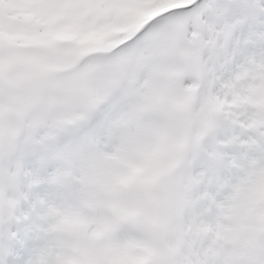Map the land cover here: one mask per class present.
I'll list each match as a JSON object with an SVG mask.
<instances>
[{
  "label": "snow or ice",
  "instance_id": "obj_1",
  "mask_svg": "<svg viewBox=\"0 0 264 264\" xmlns=\"http://www.w3.org/2000/svg\"><path fill=\"white\" fill-rule=\"evenodd\" d=\"M0 264H264V0H0Z\"/></svg>",
  "mask_w": 264,
  "mask_h": 264
}]
</instances>
